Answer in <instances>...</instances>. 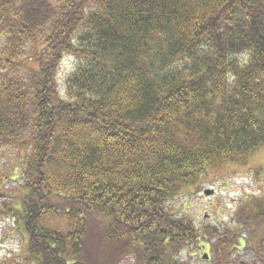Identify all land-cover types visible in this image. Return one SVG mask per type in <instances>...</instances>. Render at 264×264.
<instances>
[{
	"label": "trees",
	"instance_id": "16d2710c",
	"mask_svg": "<svg viewBox=\"0 0 264 264\" xmlns=\"http://www.w3.org/2000/svg\"><path fill=\"white\" fill-rule=\"evenodd\" d=\"M0 37V151H23L31 263L186 264L202 235L167 202L264 147V0H0ZM248 211L210 232L215 264L245 234L264 261V199Z\"/></svg>",
	"mask_w": 264,
	"mask_h": 264
},
{
	"label": "rangeland",
	"instance_id": "374dc122",
	"mask_svg": "<svg viewBox=\"0 0 264 264\" xmlns=\"http://www.w3.org/2000/svg\"><path fill=\"white\" fill-rule=\"evenodd\" d=\"M74 65L75 60L72 56L65 57L61 62L57 76L61 88ZM22 155L23 151L15 146L5 147L0 151V169L2 171L14 169L13 179L0 183V264H32L28 234L22 222L15 216L16 208L22 210L25 193L15 180L16 177H20L18 157ZM208 189L214 191L212 195L205 194ZM259 198L264 199V147L250 156L246 164L229 162L213 166L194 185L184 187L178 196L166 204L169 214L183 216L192 221L202 235L201 242L191 244L181 252L184 262L215 264L218 253L215 246L209 243V239L213 242L215 240L210 232L216 228L223 232L229 229L237 230L243 213L248 214V208ZM12 207L13 212L9 210ZM45 222L61 229L68 227L64 217L58 214L47 215ZM235 246L231 264H244L256 258L247 234L239 236ZM205 253L210 255L209 259L203 258ZM136 262V257L132 255L122 259L120 264Z\"/></svg>",
	"mask_w": 264,
	"mask_h": 264
},
{
	"label": "water",
	"instance_id": "95a60500",
	"mask_svg": "<svg viewBox=\"0 0 264 264\" xmlns=\"http://www.w3.org/2000/svg\"><path fill=\"white\" fill-rule=\"evenodd\" d=\"M213 192H214V191H213L212 189H208V190H206L205 194H206V195H212ZM203 258H204V259H208V258H209V255H208L207 253H205L204 256H203Z\"/></svg>",
	"mask_w": 264,
	"mask_h": 264
},
{
	"label": "flooded vegetation",
	"instance_id": "af4514ba",
	"mask_svg": "<svg viewBox=\"0 0 264 264\" xmlns=\"http://www.w3.org/2000/svg\"><path fill=\"white\" fill-rule=\"evenodd\" d=\"M263 256H264V253H263ZM252 261V260H251ZM248 261V262H244V264H259L255 261V259L253 258V261ZM260 264H264V261H262Z\"/></svg>",
	"mask_w": 264,
	"mask_h": 264
}]
</instances>
